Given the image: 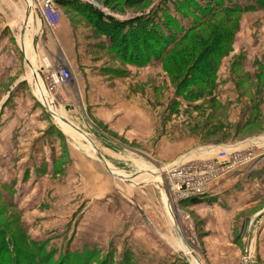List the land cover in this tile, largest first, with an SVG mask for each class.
Segmentation results:
<instances>
[{
  "label": "rangeland",
  "instance_id": "1",
  "mask_svg": "<svg viewBox=\"0 0 264 264\" xmlns=\"http://www.w3.org/2000/svg\"><path fill=\"white\" fill-rule=\"evenodd\" d=\"M78 1L93 5L107 18L125 21L154 15L165 5L171 10L172 2L176 0ZM178 2L185 8L189 5V2L185 0H178ZM63 11L65 15L69 14L71 17L84 21L87 27L92 28V35L97 39L102 37L89 24L85 16L77 14L76 9L69 7L64 8ZM162 15L159 12L158 16ZM176 16L181 17L177 12ZM226 22H230L227 26L231 27L236 34L233 50L235 53L224 57L221 62L222 83L209 95V99H215L213 101L205 98L198 100L188 98L192 95V86L186 80H189V73L192 72L191 69L197 63L198 55L201 54L199 49L194 51V54L189 52L193 47L191 38L194 35L203 37L201 30L199 33L196 31L173 50L172 56H175L176 51L183 47L188 59L192 60L177 75L169 73L164 67V59L169 61L171 55H167L163 60L160 58L151 62V64L159 65L154 73L143 72L149 64L143 67L136 65L130 61L127 51L124 52V57L113 54L99 39L103 47H97V52L104 59L101 73L112 79L123 78L121 86L123 99L136 104L137 108H144L149 113L148 119L150 118L153 122V126L151 121L141 122V124L127 121V125L123 126V132H120L113 129L103 116L92 111L91 107L83 109L73 105L60 93L63 85L57 86L55 95L61 102L59 107L63 104L69 116L65 119L72 118L76 123L80 122L81 126L90 129L86 133L91 132L88 135L91 144L94 143L96 146V141L99 147L103 148V150L99 149L100 151L115 152L109 160L118 170H123L120 173L126 175V179L117 176L102 161L101 169L89 164L94 158L92 159L86 151H80L81 147L72 138H70L72 145L67 144L64 134L68 133L62 130L65 128L63 123H59L55 114V117L52 116L40 102L36 103L34 108L38 106L45 110L41 115L46 113V117L55 123L49 126L55 129L54 139L61 140V146H57V150L49 145L46 153L53 154L54 151V155L56 153L60 157L58 162L55 161L57 163L53 161L54 167L49 169L50 161H46L45 156H42L40 168L33 169L40 178V185L36 186L37 179L23 184L18 181L21 177L17 178L16 173L28 178L30 170L26 169L25 172V168L32 162L28 158L16 160L18 157L14 149L19 148L15 140L12 141L9 151L6 154H0V191L10 202L18 206L21 212L18 213L20 223L17 213L11 207H6L1 198L0 222L10 233H18L23 238L22 244L30 249L28 252L36 255L37 261L43 264H56L68 250L83 251L85 247H88L95 250V256L98 255L92 264H99L108 255H111L115 264H121L123 252L128 248L135 249L134 253L137 257L144 259L139 260L141 264H183L182 261L191 264V259L196 264H198L197 259L205 264L200 255L202 236L196 229V220L193 224L194 229L189 231V224L182 214V212L189 213L193 218L192 212L184 206L185 200L177 204L181 211L180 218L179 215L177 217L178 228L168 210L167 199L164 197L165 189L168 187L166 167L169 168L175 160L178 161L181 155L178 153L175 159L169 161L167 157L169 154H165L166 146L159 147V145L162 142L171 145L175 141L189 140L193 142L191 147L226 143L232 149L231 151H235L243 146L238 142L255 136L264 137V10L251 14H221L202 31L205 29L206 32H210L214 27H219ZM15 32L18 36L17 29ZM160 33L163 32L160 31ZM145 41L148 43V40ZM17 52L21 54L22 51L18 49ZM241 52L245 60H252L254 63L255 59L262 63L260 66L255 64V69L257 73L263 72V75L251 78L250 65L253 63H246L247 65L243 68L237 64V58ZM23 57V55L17 56L12 59V62L22 67L20 73L23 74V82L26 85L22 84L20 87L27 89L26 91L35 99L33 89L28 82L31 81L28 73L29 66ZM2 75L7 77L6 73ZM200 85L193 84V87ZM17 109L19 107L13 105L9 111ZM262 139L263 143L257 140L261 146L247 151L251 158L243 156V162L245 161L243 166H239L234 170L235 172L226 177L244 180L249 187L255 188L258 202L257 206L252 207L251 210L264 206V148H262L264 138ZM235 143L239 146H235ZM96 152L95 150L98 163L100 160ZM216 157L217 154L201 158L205 160L212 158L217 162ZM7 166L10 170L6 168ZM142 173L151 176L149 179L151 181L136 183L148 177L143 175L137 178ZM240 173L243 174L240 175ZM256 184L259 187L255 186ZM252 193L253 190L249 194ZM170 199L172 201V198ZM172 204H174L173 201ZM173 208L177 210L174 205ZM27 235H30L32 239L48 241L43 254L35 249ZM181 241L182 246L178 247ZM184 245L188 246L189 254H184L182 250ZM48 252L54 253L51 263L45 260ZM253 254L256 257L255 252ZM147 260H151L152 263H148Z\"/></svg>",
  "mask_w": 264,
  "mask_h": 264
},
{
  "label": "crops",
  "instance_id": "2",
  "mask_svg": "<svg viewBox=\"0 0 264 264\" xmlns=\"http://www.w3.org/2000/svg\"><path fill=\"white\" fill-rule=\"evenodd\" d=\"M31 3H34V1L0 0V154H6L10 149L9 145L12 146V141L15 140V144L19 148L14 149L18 157L16 160L21 161L28 158L32 162L25 168V172L26 169L30 170L29 177L26 178L24 175L20 176L16 173L17 178L21 177L18 181L24 184L29 180L34 182L37 179L36 186H39L40 178L34 173L33 169L40 168L42 156H45L46 161H50L49 169L54 167L53 161H57L60 155H56V153L54 155V151L53 154H47L46 152L49 145L57 150V146H61V140L59 138H57L58 140L54 139L55 129L49 128L50 124L54 122L46 117V113L43 116L41 115L42 112L48 110L40 109L38 106L34 108L38 101L31 97L26 91L27 89L20 87L24 84L23 74L20 73L22 67H18L16 63L12 62V59L17 56H24L23 59L25 58L26 64L29 66L30 79L34 80L33 77L35 76L37 78L35 81H39L41 84H43V80L37 77L35 69L42 68L41 64L46 62L44 57H48L55 66L65 65L69 67L72 71V79L61 87L60 93L78 108L88 109L91 107L92 111L94 110L100 116H103L104 120L109 122L113 129L123 132V126L127 125V121L141 124V122L151 120L148 119L149 113L144 108H137L136 104L123 99V88H121L123 78H114V80L101 73L104 59L101 54H98L97 47H103L101 41L106 47L108 41L106 37L99 38L101 40L99 41L92 35V28L87 27L84 21L71 17L69 14H64L54 37L46 28L38 10L32 4L33 8L30 12L29 22L26 25L27 29L25 27L24 50H22L21 32ZM16 29L18 30V36L15 32ZM18 49L23 53L17 52ZM234 53L235 51L231 55ZM241 54L243 53L241 52ZM246 63L253 62L244 59L243 64L247 65ZM255 64L257 66V61L254 59V63L250 65L252 74L256 73ZM158 67L157 63L151 64L144 68L143 72L154 73V70ZM220 72L221 70L218 72L219 85L222 83ZM4 73L7 74L6 78L2 75ZM54 98L60 105L61 102L57 97ZM48 100L50 109L54 111L59 122L65 126L64 129L61 128L68 133L64 134V140L67 144H71L70 138H72L81 147L80 151H86L92 159L94 158L93 162L91 161L89 164L93 165L94 168L98 166L101 169V163H104V161L99 158L100 161L96 162L95 149L88 137L91 132L86 133L90 129L88 130L86 127L81 126L80 122L76 123L72 118H68L69 121L85 132L73 128L71 124L64 120L66 116H69L68 112H65L63 104H61V107H56L55 103L51 104L50 98ZM13 105L18 106L19 109L9 111V108L11 109ZM123 114H125L124 117ZM151 126H153L152 121ZM262 138L264 137L255 136L244 140L245 142L238 143L243 144L240 148L250 146L256 148L261 146L259 142L263 141ZM95 143L98 150H103L96 141ZM192 143L189 140L175 141L171 145L162 142V146L159 145V147L166 146L165 154H169L167 155L169 161L175 159V155L180 153L181 156L178 158L177 163L185 155L187 157H207L218 154L220 150L230 149V146L226 143H211L191 147ZM238 143H235V146ZM79 150L77 149V151ZM100 150L99 152L103 153L101 154L105 158L109 169L116 175L125 177L126 175L120 173L123 170H118L113 165L114 163L112 162V164L109 160V157L115 152L111 151L109 153ZM26 155L28 156L25 157ZM175 162L176 160L173 163ZM171 166L173 165H170L169 168ZM6 168L10 170L8 166ZM169 168L166 167V169ZM242 174L240 173V175ZM143 175L147 174L142 173L137 178ZM150 177L140 179L136 183L150 182ZM255 186L259 187L258 184ZM252 190L253 193L249 194ZM257 196L258 194L253 186L249 187L244 180L231 177L215 183L200 203L185 206L186 209L192 212L193 219L196 220V229L202 236L200 255L205 264H264V206L257 210H251L252 207L257 206ZM181 243L182 241L178 247L182 246ZM248 247L250 258L246 257ZM188 249V246L184 245L182 248L184 254H189ZM254 252L256 257H254ZM135 255L137 256V254ZM140 259L144 260L141 257ZM149 261L151 260H147V262ZM190 261L191 264H196L193 259ZM198 261L197 259L198 264L199 262L203 264Z\"/></svg>",
  "mask_w": 264,
  "mask_h": 264
},
{
  "label": "trees",
  "instance_id": "3",
  "mask_svg": "<svg viewBox=\"0 0 264 264\" xmlns=\"http://www.w3.org/2000/svg\"><path fill=\"white\" fill-rule=\"evenodd\" d=\"M189 2L187 8L183 4H178V0L172 2L173 9L167 5L159 10L162 16H158L159 12L144 18L130 19L121 21L106 17L98 8L91 4L82 3L78 0H59L62 8L73 7L77 10V14L86 17L89 24L102 37H106L108 45L106 46L113 54L124 57L127 51L130 61L136 65L143 67L151 65V62L167 55L174 53L173 50L182 42L186 41L189 36L196 31L201 32L204 36L194 35L191 38L193 47L189 50L194 54L198 49L201 54L198 55L197 63L192 67L189 73V80L192 86V95L189 99L205 98L208 101L214 89L219 85L218 72L224 57L229 56L234 50V42L236 34L231 27L227 26L230 22L222 23L219 27H214L212 31L206 32L207 26L211 24L217 16L221 14L240 15L249 12L264 10V0H185ZM81 7H80V6ZM172 12V13H171ZM176 12L180 14V18L176 16ZM186 21V22H185ZM132 26V27H131ZM162 31L163 33H160ZM165 33V34H164ZM196 33V34H197ZM149 36V38H147ZM193 39V40H192ZM148 40V43L145 41ZM140 50V54H139ZM243 54L237 58V64L243 68ZM192 60L184 53L183 47L176 51V55L172 56L169 61H163L165 69L171 74H179L184 70ZM257 64H262L257 60ZM123 73V71H121ZM262 73H254L250 77L260 76ZM185 82V83H186ZM184 83V85H186ZM193 84H201L193 87ZM60 130V129H59ZM61 131V130H60ZM12 193V191H10ZM0 198L5 202L6 207H11L18 215V222L21 213L18 206L14 202H10L6 196L0 191ZM202 201V197H194L185 200L184 206L190 204H198ZM26 228V227H25ZM18 233H10L0 222V264H43L36 260L35 254L30 251L26 245L22 244L23 238ZM30 238V235H27ZM31 239L36 250L42 254L48 244V241ZM71 251V250H70ZM68 250L67 253L56 264H92L95 256V250L85 247L83 251ZM97 252H99L96 249ZM94 252V254H93ZM54 258L53 252L45 255V260L51 263ZM140 259L135 255L132 249H125L121 264H141ZM148 263H152L149 261ZM183 264L189 262L182 261ZM99 264H115L111 255H108ZM164 264V263H163ZM200 264V262H199Z\"/></svg>",
  "mask_w": 264,
  "mask_h": 264
},
{
  "label": "built area",
  "instance_id": "4",
  "mask_svg": "<svg viewBox=\"0 0 264 264\" xmlns=\"http://www.w3.org/2000/svg\"><path fill=\"white\" fill-rule=\"evenodd\" d=\"M33 5L38 10L46 28L55 37L64 15L59 0H35ZM44 58H46V62L44 61L45 64H41L42 68L38 67L42 75H37V77L43 80L44 84H40L37 87L35 84L37 78L34 75V80L28 82L33 89L35 99L54 116L55 113L50 109L48 98H50L51 104L55 103L57 105L56 107L59 106L58 101L54 98L56 96V88L57 86L59 87L67 84L72 79V71L65 65L55 66L48 57ZM251 148L254 147L250 146L244 149H235L236 152L232 154L227 150H222L217 157L218 163L212 158L205 160L200 156L187 157L186 155L183 156L178 163L177 161L172 163L173 166L167 170L166 175L169 195L171 194L174 207H177V210L174 208V211L176 210V216L178 217L179 215L180 218L181 211H179L177 206L179 202L194 197L203 198L209 193L215 183L228 177L239 166H243L245 162H243V159L245 156L251 158L250 154H247V151L251 150ZM182 214L185 221L189 224L188 230L192 231L194 229V219L189 213L182 212Z\"/></svg>",
  "mask_w": 264,
  "mask_h": 264
},
{
  "label": "water",
  "instance_id": "5",
  "mask_svg": "<svg viewBox=\"0 0 264 264\" xmlns=\"http://www.w3.org/2000/svg\"><path fill=\"white\" fill-rule=\"evenodd\" d=\"M30 12H31V7L29 6L28 7V10H27V13H26V16H25V24L23 25V30H22V32H21V46H22V50H24V35H25V27H26V25H27V22H28V20H29V17H30ZM27 60H28V58H27ZM28 62H29V60H28ZM29 65H30V62H29ZM35 74L36 75H39V76H41L42 74H41V71H40V69H35ZM65 121H67L69 124H71V126L73 127V128H75V129H78V130H80V131H82L78 126H76L74 123H72L71 121H69V120H67V119H64ZM82 132H84V131H82ZM88 135V134H87ZM93 142V141H92ZM93 146H94V149L97 151V154H98V156H99V158L102 160V161H104V164L106 165V167H107V163H106V160H105V158L103 157V155L99 152V150H98V148L95 146V144L93 143ZM108 168V167H107ZM109 169V168H108ZM117 176H119V175H117ZM119 177H121V178H123L124 176H119ZM125 178V177H124ZM126 179V178H125ZM127 180H129V179H127ZM165 189V188H164ZM164 194V193H163ZM165 196V198L167 199V203H168V205H169V211H170V214H171V217L173 218V221H174V223H175V225L179 228V223H178V221H177V216H176V214H175V211H174V208H173V204H172V201H171V199H170V195H169V191L167 190V187H166V189H165V194H164ZM247 257L250 255L249 254V247H248V249H247Z\"/></svg>",
  "mask_w": 264,
  "mask_h": 264
},
{
  "label": "bare ground",
  "instance_id": "6",
  "mask_svg": "<svg viewBox=\"0 0 264 264\" xmlns=\"http://www.w3.org/2000/svg\"><path fill=\"white\" fill-rule=\"evenodd\" d=\"M31 6V11H32V8H33V6L32 5H30ZM29 22V21H28ZM28 24V23H27ZM26 29H27V26H26ZM73 76V75H72ZM47 82H48V80H47ZM41 83L39 82V81H37L36 82V85H37V87H38V85H40ZM43 84H44V82H43ZM48 86H49V84H48ZM40 87V86H39ZM49 89H50V86H49ZM53 93V92H52ZM54 94V93H53ZM55 96V95H54ZM60 123V122H59ZM61 127H63L62 126V124H61ZM224 151H228V152H230L231 154L232 153H234V152H236V151H231L232 149H223ZM220 151H222V150H220ZM220 151L218 152V154H217V157L219 156V153H220ZM216 157V158H217ZM108 167V166H107ZM172 167V166H171ZM109 168V167H108ZM168 188V187H167ZM170 198H171V194H170ZM195 259H197V258H195Z\"/></svg>",
  "mask_w": 264,
  "mask_h": 264
}]
</instances>
